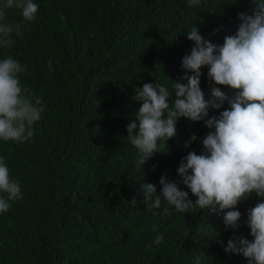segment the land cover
Masks as SVG:
<instances>
[{
    "label": "trees",
    "instance_id": "16d2710c",
    "mask_svg": "<svg viewBox=\"0 0 264 264\" xmlns=\"http://www.w3.org/2000/svg\"><path fill=\"white\" fill-rule=\"evenodd\" d=\"M36 3L37 19L26 24L23 37L0 49V59L11 55L29 64L21 82L47 105L29 142L0 144L24 197L0 215V264H193L196 255L202 264H248L242 254L225 253L220 241L253 239L246 221L248 210L260 202L255 193L237 206L242 217L233 230L220 212L165 214L162 205L153 215L139 189L140 182H148L160 194L166 174L195 202L178 166L190 152L202 153V141L213 131L205 120L230 105L209 108L198 122L180 118L169 151L156 153L142 171L135 167L127 125L141 106L132 99L136 87L170 78L187 83L181 80L182 59L194 47L187 31L196 26L205 40L223 44L238 30V14H252V0H202L197 7L187 0ZM6 19L22 18L8 9ZM201 71V89L211 99L209 69ZM194 134L198 139L192 142ZM153 224L165 239L149 248L157 235Z\"/></svg>",
    "mask_w": 264,
    "mask_h": 264
},
{
    "label": "clouds",
    "instance_id": "9594fccd",
    "mask_svg": "<svg viewBox=\"0 0 264 264\" xmlns=\"http://www.w3.org/2000/svg\"><path fill=\"white\" fill-rule=\"evenodd\" d=\"M201 2L187 0L189 7ZM252 4V14H238V30L226 35L223 44L205 40L196 26L187 31V38L194 42L191 53L182 59L186 71L181 80L187 83L170 78L168 83L136 87L132 99L141 106L136 119L127 125V140L137 152L135 167L142 171L156 153L169 151L168 141L176 136L180 118L201 121L208 117L209 108L220 109L227 102L228 109L205 120L213 131L203 139L202 153L190 152L177 169L182 183L197 198L195 202L189 191L181 190L166 174L160 178V194L148 182H140L139 189L142 202L153 215L159 214L154 210L162 205L165 214L172 209L182 214L220 212L225 213V227L233 230L240 228L242 217L237 206L255 193L260 202L248 210L246 221L253 239L233 237L226 245L220 243L227 254H242L248 264H264V0H252ZM39 7L36 0H0V49L12 48L16 38L23 37L26 24L37 19ZM8 9H17L22 19L8 22ZM202 67H208L207 76L213 82L211 99H206L201 89ZM28 69V63L11 55L0 59V144L29 142L35 135L34 125L47 108L42 97L21 82ZM48 70H55L52 61ZM221 85L234 94L222 91ZM197 139L192 135V142ZM23 198L20 180L11 176L6 156L0 154V215ZM136 202L135 198L131 201ZM152 231L157 235L149 248L160 246L165 239L157 224L152 225ZM192 260L202 264L199 255Z\"/></svg>",
    "mask_w": 264,
    "mask_h": 264
}]
</instances>
